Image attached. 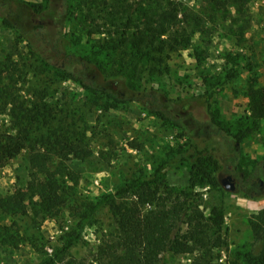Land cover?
Returning <instances> with one entry per match:
<instances>
[{
    "label": "rangeland",
    "instance_id": "obj_1",
    "mask_svg": "<svg viewBox=\"0 0 264 264\" xmlns=\"http://www.w3.org/2000/svg\"><path fill=\"white\" fill-rule=\"evenodd\" d=\"M45 1L0 0V86L11 85L20 101L44 99L66 122L74 120L91 155L86 159L70 155L65 161L78 181L61 179L69 195L59 220L34 216L29 207L27 215L0 220L6 225L14 220L12 230L17 234L10 244H0V264H40L80 223L76 243L56 264L69 259L98 264V247L113 232L115 221L108 204L90 217L83 212L85 204L114 191L125 179L150 174L163 161L178 163L215 141L214 155L221 165L213 173L218 185L200 176L191 180L187 163L167 168L161 182L176 190L190 187L198 192L200 207L206 213L212 206L218 208L223 216L218 263L256 264L264 256V118L255 125L247 119V93L251 86L264 87V0H245L242 16L229 3L225 7L214 4L211 13L208 0H175L200 14L201 19L190 45L166 49L161 62L131 56L130 44L110 56L102 49L109 38L102 23L110 0H69L62 10L52 11V16L44 19L26 5ZM127 4L138 9L136 13L142 17L147 0H128ZM7 9L15 13L16 27L30 31L36 51L21 35V28L4 26ZM63 9L70 10L64 14ZM238 18L248 21L242 41L236 35ZM38 23L44 27L38 28ZM91 53L99 57L97 64L70 61ZM117 67L118 74H109ZM66 70L82 71L87 79L98 86H110L122 97L147 91L157 100L166 98L170 101L161 109L179 117L184 128L150 111L156 106L154 96L114 105L101 94L82 89ZM199 95L213 96L212 109L223 128L218 135L212 134L218 128L205 115L203 105L193 99ZM7 110L0 114L2 132L11 130ZM27 165L22 152L0 168V193L25 190ZM207 172L212 168L207 167ZM226 176L232 178L233 191L222 183ZM194 255L163 253L161 263L190 264Z\"/></svg>",
    "mask_w": 264,
    "mask_h": 264
},
{
    "label": "trees",
    "instance_id": "obj_2",
    "mask_svg": "<svg viewBox=\"0 0 264 264\" xmlns=\"http://www.w3.org/2000/svg\"><path fill=\"white\" fill-rule=\"evenodd\" d=\"M127 1L110 0L107 4L108 12L102 26L107 27L109 38L102 49L109 56L116 53L118 48L130 44L131 56L161 62L166 49L171 51L190 45L200 23V14L175 0H147L140 17L136 13L138 9H133ZM219 3L223 6L229 3L236 8L239 16L243 14L245 0H208L211 13L215 11L214 4ZM68 4L69 0H46L45 4L26 3L30 12L41 15L42 19L52 16V11L62 10ZM69 10L63 9L64 14ZM13 15L14 11L6 10L2 20L4 26L16 27ZM237 20L240 23L237 24L236 35L242 41L248 21L244 18ZM37 26L40 29L44 27L42 23ZM16 28H21V35L28 41L31 49L36 51L34 44L31 45L30 31L21 26ZM80 59L89 64H97L99 57L91 53L84 59L72 57L70 61L83 64ZM66 71L71 80L82 89L90 94L99 93L114 105L129 99L136 100L140 96H154L156 106L149 110L170 124L184 128L179 117L170 114L167 109H161V105L170 101L166 98L157 100L153 92L147 91H135L132 98L122 97L121 93L115 92L110 86H98L96 82L87 79L82 71ZM119 71L118 67L111 68L109 74H118ZM247 98L250 111L247 119L255 125L259 119L264 118V87L251 86ZM193 99L203 105L205 115L218 128L212 134L218 135V131L223 128L216 120L217 112L212 109L213 96L199 95ZM6 109L11 130L0 131V168L22 152L26 153L28 165L25 190L0 193V220L27 215L28 207L34 216L43 215L59 220L69 195L61 179L72 183L78 181L76 172L65 161L70 155L79 159L90 157L91 150L85 143V136L83 132L76 130L74 120L66 122V118L59 117L58 111L44 99L20 101L9 84L0 86V114ZM235 138L239 139L237 135ZM216 144L217 141L201 150H195L178 163L163 161L150 174L125 179L114 191L102 193L85 204L83 212L87 217L92 216L101 205L108 204L115 221L113 232L98 247V264H163V253L173 256L195 254L190 264H220L217 260L222 245L220 228L223 216L218 208L212 206L206 213L200 207L201 196L198 192H193L190 187L176 190L174 187H165L161 182L167 168L187 163L190 166L191 180L194 176H200L208 183L218 185L217 177L213 174L221 168L219 159L214 155ZM207 167L212 168V174L207 172ZM15 224L14 220L9 225L0 223L1 245L10 244L17 239L16 231L12 230ZM81 228L80 223L72 232L73 235L40 264L62 262L66 251L76 243ZM65 264L86 263L69 259ZM256 264H264V256Z\"/></svg>",
    "mask_w": 264,
    "mask_h": 264
},
{
    "label": "water",
    "instance_id": "obj_3",
    "mask_svg": "<svg viewBox=\"0 0 264 264\" xmlns=\"http://www.w3.org/2000/svg\"><path fill=\"white\" fill-rule=\"evenodd\" d=\"M222 183L224 184V187L227 189V190H230V191H233L235 189V185L232 181V178L231 176H226L223 180H222Z\"/></svg>",
    "mask_w": 264,
    "mask_h": 264
}]
</instances>
